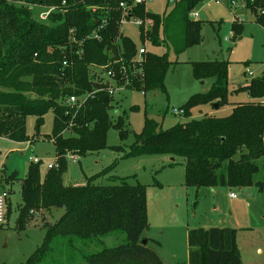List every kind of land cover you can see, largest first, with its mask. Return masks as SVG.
Masks as SVG:
<instances>
[{"label": "trees", "instance_id": "16d2710c", "mask_svg": "<svg viewBox=\"0 0 264 264\" xmlns=\"http://www.w3.org/2000/svg\"><path fill=\"white\" fill-rule=\"evenodd\" d=\"M125 1L0 0V138L27 142L26 117L36 118L38 131L44 115L52 114V129L46 136L54 148L52 167L41 180L39 163L28 165L20 184L16 228L23 230L33 212L64 211L55 223H45L41 245L24 264H73L76 256L85 264H161L141 244L145 241L142 232L148 228L144 186L113 177L107 178L108 185L92 180L81 186L62 183L68 157L76 159L105 147L114 92L100 76L92 75L91 68L120 63L126 76L124 88L143 94L164 92L163 80L170 65L165 57L145 52L137 62L132 59L135 51L131 44L126 40L119 44L118 4ZM203 1L180 0L166 19L146 12L144 2L136 6L131 15L147 20V29H143L145 25L139 28L140 42L171 44L175 50L197 43L200 24L190 20L189 14ZM245 1L246 9L264 27V14L259 15L264 12V0ZM31 6L55 10L46 21L37 22L31 17ZM237 12L231 23L233 37L240 35L242 28ZM171 21L181 28L178 44L167 33ZM93 33L98 40L91 37ZM119 73L114 77L116 83H122ZM191 74L195 80L213 82L208 92L193 95L184 103L180 108L183 116L189 118L190 110L202 105L223 106L229 112L221 117L204 114L164 131L156 121L145 118L142 133L125 157L157 154L170 157L173 164L180 161L187 188L254 187L264 192V180L253 182L258 172L256 161L264 158V71L230 92L246 93L250 101L239 103L227 100L225 62L194 63ZM71 96L80 99L78 108L64 104ZM112 126L123 136L119 120ZM14 181V173L3 178L6 185ZM117 232L124 235L121 244L97 253L81 252L80 245ZM186 238L187 264H242L234 229L196 228L188 231Z\"/></svg>", "mask_w": 264, "mask_h": 264}, {"label": "rangeland", "instance_id": "374dc122", "mask_svg": "<svg viewBox=\"0 0 264 264\" xmlns=\"http://www.w3.org/2000/svg\"><path fill=\"white\" fill-rule=\"evenodd\" d=\"M179 1L144 0V8L149 14L166 19ZM30 13L33 20L38 22L39 15L46 13V10L31 6ZM190 15H195V18ZM237 17L242 22V28L240 35L233 37L232 10L225 5H216L212 0L199 3L189 14L190 20L200 24L199 41L185 50H175L171 44L143 45L139 39L138 27L130 23L121 26L119 44L122 40L131 44L135 51L132 59L136 60L138 49L144 46L146 52L164 56L170 63L163 80V93L157 91L143 94L142 91L124 88L127 84L126 76L120 63L90 69L93 76H100L102 82L108 83L107 89L114 92L112 108L108 111L110 126L106 131L105 147L84 156H75L76 159L73 161H67V171L63 175L62 183L81 186L86 180H92L97 185H108L110 182L107 178L113 177L116 180H124L129 185L144 186L148 228L142 232L141 237L145 239L147 250L154 254L161 264H187L188 231L196 228L235 225L240 227L239 225L245 224L244 219L248 215L250 220L258 221L260 208L264 206V192L259 193L257 197L254 187L246 188L249 190L246 198L241 193L242 189L216 187L195 190L185 187L183 165L180 161L171 163V158L166 155L125 157L135 138L142 133L145 118L156 121L160 130L164 131L189 119H199L204 114L221 117L229 112L223 106L215 109L202 105L191 109L189 118L173 113L180 110L191 96L205 94L211 87L213 79L198 81L192 77L191 65L194 63L225 62L228 102L250 101L245 92H230L238 86L246 85L250 79L259 77L264 71V27L248 10L238 11ZM146 21L143 29H147ZM173 22L167 23V33L172 42L178 44L182 32ZM107 55L111 57V53ZM113 62L108 64L111 65ZM107 67L113 70L116 76L119 72L122 74L119 81L122 83L102 76ZM117 120L125 132L123 136L112 126ZM35 127L36 118L26 117L25 133L32 143L31 146L26 142L15 143L0 139V192L5 189L4 191L9 193L6 211L4 209L5 222L0 226V264H24L41 245L45 223H55L64 212L63 209H52L50 212L36 211L31 214L23 230L16 228L17 210L21 204L20 182L31 163L29 157L35 156L40 160L38 168L41 180L54 159V148L46 139L52 129L51 112L44 115L38 131ZM256 164L258 172L253 176V182L263 181L264 158L257 160ZM11 173L15 174L17 181L10 185L4 184V176ZM229 193L234 194L236 199H230ZM248 239L245 238L247 244ZM123 241L122 233H111L106 238H99L97 242L80 245V250L83 254L97 253L101 248L115 247ZM242 251L248 263L255 260L256 263L264 264V252L261 256H256L249 244L247 248H242ZM73 264L85 263H81L76 256Z\"/></svg>", "mask_w": 264, "mask_h": 264}, {"label": "built area", "instance_id": "2783aa9c", "mask_svg": "<svg viewBox=\"0 0 264 264\" xmlns=\"http://www.w3.org/2000/svg\"><path fill=\"white\" fill-rule=\"evenodd\" d=\"M107 1V0H105ZM216 5H225L227 6L228 9L232 10V14L233 17H235V13L237 11H245L246 9V1L245 0H212ZM144 0H127L125 2H120L118 4V9L121 11V17L120 20L118 22L119 28L121 29V26L123 24H132L133 26H136L138 28H141L144 24V22H142L141 19H138L134 16L131 15V11L138 5H140L141 3H143ZM55 10V8L50 7L46 9V13L40 14L39 15V20L40 21H46L48 18V15L53 12ZM264 14L263 11H259V15ZM194 17L195 15H190V17ZM237 21H240L239 19H237ZM72 33V31L70 32ZM94 39L98 40V37L93 33L92 36ZM146 50L144 47H141L138 49L137 51V56H136V61L139 62L140 58L143 54H145ZM63 66L67 65V62L64 61L62 63ZM115 72L113 70L108 69L107 71H105L102 76H104V78L106 79H114L115 77ZM80 99L74 96L68 97L64 100V104L66 106L69 107H76L78 108L79 105L81 104ZM173 113L175 115H183L181 110L178 111H173ZM31 146V144H30ZM68 159L70 161L75 160L73 157H68ZM29 161L33 164L39 163L40 160L37 159L35 156H30L29 157ZM52 167V164L49 165L47 167V169H50ZM229 198H235V195L232 193H229ZM8 198V193L6 191H1L0 192V226H2L5 222V215H4V209H5V205H6V200Z\"/></svg>", "mask_w": 264, "mask_h": 264}, {"label": "crops", "instance_id": "0c3cea01", "mask_svg": "<svg viewBox=\"0 0 264 264\" xmlns=\"http://www.w3.org/2000/svg\"><path fill=\"white\" fill-rule=\"evenodd\" d=\"M26 143L27 144L29 143L32 145V143L30 141H27ZM52 146H53V144H52ZM6 176H9V175H6ZM6 176H4V177H6ZM16 181H17V179H16ZM21 182H22V180H21ZM21 182H20V184H21ZM257 182H259V181H257ZM3 190H5V189H3ZM247 191H249V190H247L246 188L242 189V191H241V193H243L242 194L243 197H245V198L247 196L246 195ZM256 191H257V189H256ZM259 193H261V192H258V191L256 192L257 197H259L258 196V195H260ZM8 195H9V193H8ZM230 199H232V198H230ZM235 199H236V197L233 198L232 200H235ZM258 199H259V201H261L260 198H258ZM6 205H5V211H6ZM7 208H8V206H7ZM244 222H245V224L239 225L240 227H237V225H235L234 227H221V228L234 229L236 231V247H237V250L240 254V259H241L242 264H260L258 262L256 263L255 260L248 263V261L245 260V258H244L242 248H247V245L249 244V246L252 247V251L256 256H261L262 253L264 252V206H263V208H260V216H259L258 221L250 220L249 215H248L244 219ZM209 228H212V227H209ZM209 228H203V229H209ZM213 228H217V227H213ZM245 238H247V239L249 238L248 244H247ZM241 246H242V248H241ZM261 264H263V263H261Z\"/></svg>", "mask_w": 264, "mask_h": 264}, {"label": "water", "instance_id": "95a60500", "mask_svg": "<svg viewBox=\"0 0 264 264\" xmlns=\"http://www.w3.org/2000/svg\"><path fill=\"white\" fill-rule=\"evenodd\" d=\"M32 98H33V97H32ZM213 107L216 108V105L214 104ZM141 244H142V245H145V241H141Z\"/></svg>", "mask_w": 264, "mask_h": 264}]
</instances>
